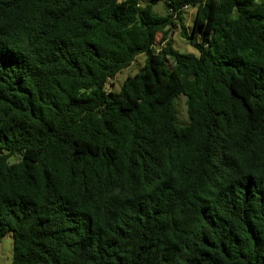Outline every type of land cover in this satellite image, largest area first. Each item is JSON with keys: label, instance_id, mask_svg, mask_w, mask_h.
Wrapping results in <instances>:
<instances>
[{"label": "trees", "instance_id": "obj_1", "mask_svg": "<svg viewBox=\"0 0 264 264\" xmlns=\"http://www.w3.org/2000/svg\"><path fill=\"white\" fill-rule=\"evenodd\" d=\"M8 232L11 264H264V0H0Z\"/></svg>", "mask_w": 264, "mask_h": 264}, {"label": "rangeland", "instance_id": "obj_2", "mask_svg": "<svg viewBox=\"0 0 264 264\" xmlns=\"http://www.w3.org/2000/svg\"><path fill=\"white\" fill-rule=\"evenodd\" d=\"M147 0H143V3H145ZM154 11L158 14H165L163 5L161 3H158L153 7ZM184 19L188 26H191V22L194 16L195 9L192 7L184 8ZM167 36L168 39H170L172 43V47L182 53H195L194 48L187 42L186 39L182 38L180 36L179 28L178 27H169L167 29ZM160 34L157 37V43L156 48L161 49L165 41H158L160 39ZM145 61V55L140 54L136 56L132 64L122 69L120 72H118L115 77L108 81L107 88L118 91L120 89V86L124 79L127 76H131L134 73L138 72L140 68L144 65ZM176 116H177V122L180 126H185L188 123L187 113H186V105H185V97L180 96L178 99H176ZM14 157V156H13ZM12 157V158H13ZM12 261V236L11 233H6L3 238L0 241V264H11Z\"/></svg>", "mask_w": 264, "mask_h": 264}, {"label": "built area", "instance_id": "obj_3", "mask_svg": "<svg viewBox=\"0 0 264 264\" xmlns=\"http://www.w3.org/2000/svg\"><path fill=\"white\" fill-rule=\"evenodd\" d=\"M184 8H187V6H184Z\"/></svg>", "mask_w": 264, "mask_h": 264}]
</instances>
